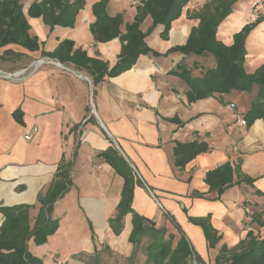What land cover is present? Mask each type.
<instances>
[{"label": "crops", "instance_id": "crops-1", "mask_svg": "<svg viewBox=\"0 0 264 264\" xmlns=\"http://www.w3.org/2000/svg\"><path fill=\"white\" fill-rule=\"evenodd\" d=\"M20 1L26 14L37 0ZM98 1L85 0L73 28L50 29L41 18H28L29 33L37 37L44 52H53L60 42L69 40L74 49L86 51L87 56L111 68L121 43L118 39L95 43L89 28L94 21L91 8ZM139 1H108L109 16L123 14L121 32L133 20ZM243 1L234 5L218 27L217 38L226 45L232 44L233 35L254 17L249 6L257 0ZM191 3L193 0L188 6ZM189 7L172 23L167 40L160 38V25L146 36V44L158 56L141 55L130 70L116 77L106 76L96 86L88 71L71 64L63 68L51 62L38 65L37 61L49 59L40 51L31 53L16 45L0 49L1 73L26 69L10 78L0 75V205H34L30 211L33 220L38 211L37 195L49 186L60 160L72 164L71 186L52 211L58 230L43 245L28 242L29 251L44 264H146L141 245L134 248L124 242L118 249L108 224L116 214L123 181L98 154L112 145L139 180L133 210L176 238L179 233L173 221L177 223L202 264H215L223 245L235 247L249 231L264 240V226L251 222L247 214V210L264 207V122L258 120L249 127L237 124V116L243 117L250 107L245 93L216 94L188 104L185 84L168 74L179 63L189 68L198 63L203 69L195 70L197 75L215 65L210 56L166 54L170 48L183 45L191 28L198 24L187 16L188 9L192 12ZM151 24L147 17L140 30L146 33ZM246 49L245 68L252 73L264 62V22L250 33ZM6 50L20 57L2 60ZM230 104L235 106L233 110L228 108ZM16 110L22 112V124L13 117ZM172 118L181 123L166 120ZM26 135L32 140L26 141ZM195 140L206 142L210 150L182 170L174 167L175 142ZM226 162L232 166L240 162L241 174L254 181L252 185L234 184L216 199L204 183L205 174ZM207 215L221 235L212 249L202 229L188 221L189 217ZM130 221L131 216L126 215L119 237L129 236Z\"/></svg>", "mask_w": 264, "mask_h": 264}, {"label": "trees", "instance_id": "trees-1", "mask_svg": "<svg viewBox=\"0 0 264 264\" xmlns=\"http://www.w3.org/2000/svg\"><path fill=\"white\" fill-rule=\"evenodd\" d=\"M108 1L99 0L92 5L94 21L89 29L95 43H107L114 39L120 41L121 51L111 68L106 62L87 56L86 51L74 49V43L69 40L60 42L53 52H44L37 37L29 33L28 18H41L50 29L56 26L73 28L77 15L84 8L85 0H37L29 6L26 14L20 0H0V49L16 45L31 53L40 51L42 57L61 65L71 64L76 69L88 71L92 84L96 86L106 76L112 78L130 70L141 55L158 56L159 53L146 44V36L160 25L163 27L160 38L167 40L172 23L181 17L191 0H140L135 6L133 20L125 24V32L120 30L124 22L123 14L115 16L107 14ZM239 1L206 2L200 10L189 15L190 19L197 20L198 24L191 28L186 42L170 48L166 54L178 52L184 56H210L214 60V67L206 68L198 75L194 71L203 68L196 62L191 68L179 63L168 74L178 77L185 84L188 104L216 94L227 95L231 92L253 94L249 109L243 113L246 126L249 127L255 121L264 122V62L252 73L246 71V41L254 28L264 20V15H259L255 21L245 24L233 35L230 45L217 38L218 27L232 13L234 5ZM147 17H150L152 24L147 32L143 33L140 26ZM19 57L20 54L6 50L1 59L8 61ZM13 117L19 124L23 123L20 110L14 111ZM166 120L175 124L181 123L178 118ZM209 150L206 142L197 140L175 142L172 149L173 165L182 170L198 155ZM98 157L123 181L116 214L108 220L112 232L120 235L124 228V218L130 215L129 243L138 248L142 243V237L149 238V243L143 250L146 264H202L201 258L194 252L177 223L172 220L179 233L178 238L167 233L164 228H157L152 220L133 210L134 188L139 180L119 151L112 145L101 151ZM71 168V162H66L63 158L60 160L49 186L37 195L38 211L33 220L30 218V210L35 207L34 205H0L2 215L0 264H44L29 251L28 242L31 241L35 246L43 245L48 237L58 230V220L53 219L52 211L54 204L71 186ZM240 169V162L235 166L229 162L223 163L206 172L204 183L208 186L209 192H214L216 199H219L226 189L234 184L252 185L254 180L242 175ZM194 195L202 197L199 193ZM247 214L251 222L259 227L264 226V207L254 212L247 210ZM188 221L202 229L208 248H215L220 242L221 235L211 225L210 215L189 217ZM215 264H264V240L249 231L245 239L235 247L228 248L223 245L215 258Z\"/></svg>", "mask_w": 264, "mask_h": 264}, {"label": "rangeland", "instance_id": "rangeland-1", "mask_svg": "<svg viewBox=\"0 0 264 264\" xmlns=\"http://www.w3.org/2000/svg\"><path fill=\"white\" fill-rule=\"evenodd\" d=\"M200 1H201V0H193V3H191V4L189 5L190 7L187 6V7L184 9V12H185L186 9H187L188 7L191 8V10H192L191 13H189V12H190V9H188L189 12L187 11V16H188V17H189V15H192L193 13L197 12L198 10H200V9L202 8V6H203L206 2H208V1H210V0H205L204 4H202L201 6L198 5ZM243 2L248 3V1H245V0H244ZM249 7H251L250 9H251L252 15L254 16L251 22L255 21L259 15H264V0H257L256 2L251 3ZM189 18H190V17H189ZM251 22H249V23H251ZM262 22H264V20H263ZM262 22H260L259 24H261ZM247 24H248V23H247ZM259 24H258V25H259ZM258 25H257V26H258ZM257 26L254 28V30L257 28ZM205 64H206V61L202 63V65H204V66H205ZM6 75H7V74H6ZM3 76H5V75H3ZM243 96H245L246 100L249 101V100L252 99L253 94H245V95H243ZM30 211H31V210H30ZM116 236H118V235H115V238H116V239H115L114 243H115V245L118 247V249H120V248L124 245V242H125V243H127V242L129 243V241H128V236H127V237H124V236H122V237H119V236L116 237ZM148 243H149V238L146 237V236L142 237L141 249L144 250L145 246H146Z\"/></svg>", "mask_w": 264, "mask_h": 264}, {"label": "built area", "instance_id": "built-area-1", "mask_svg": "<svg viewBox=\"0 0 264 264\" xmlns=\"http://www.w3.org/2000/svg\"><path fill=\"white\" fill-rule=\"evenodd\" d=\"M131 1H135V0H131ZM45 62H51L53 65H55V66H57V67H60V68H63V66L61 65V64H59L58 62H56V61H54V60H46V59H41V60H39V61H37V64L38 65H42V64H44ZM26 72V69H24V70H21V71H18V72H15V73H13V74H7V75H5L4 77H8V78H10V77H12V76H16V75H20V74H23V73H25ZM228 108H230V109H234L235 108V106L233 105V104H230L229 106H228ZM237 124L239 125V126H246V122H245V120H244V118L243 117H241L240 115H238L237 116ZM24 139L26 140V141H31L32 140V136L31 135H26L25 137H24Z\"/></svg>", "mask_w": 264, "mask_h": 264}, {"label": "water", "instance_id": "water-1", "mask_svg": "<svg viewBox=\"0 0 264 264\" xmlns=\"http://www.w3.org/2000/svg\"><path fill=\"white\" fill-rule=\"evenodd\" d=\"M0 75H2V76H3L4 74H3V73H1V71H0ZM92 112H94V110H93V109H92ZM117 149H118V148H117Z\"/></svg>", "mask_w": 264, "mask_h": 264}]
</instances>
